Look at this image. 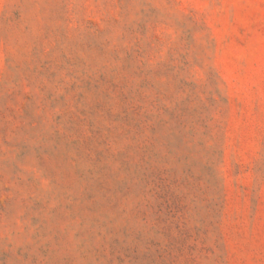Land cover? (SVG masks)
I'll return each instance as SVG.
<instances>
[{
	"label": "rangeland",
	"instance_id": "374dc122",
	"mask_svg": "<svg viewBox=\"0 0 264 264\" xmlns=\"http://www.w3.org/2000/svg\"><path fill=\"white\" fill-rule=\"evenodd\" d=\"M0 264H264V0H0Z\"/></svg>",
	"mask_w": 264,
	"mask_h": 264
}]
</instances>
